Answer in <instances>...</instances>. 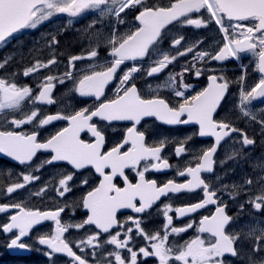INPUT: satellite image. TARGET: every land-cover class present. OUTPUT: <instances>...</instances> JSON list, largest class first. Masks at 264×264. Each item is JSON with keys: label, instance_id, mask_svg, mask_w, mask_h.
I'll use <instances>...</instances> for the list:
<instances>
[{"label": "snow or ice", "instance_id": "obj_1", "mask_svg": "<svg viewBox=\"0 0 264 264\" xmlns=\"http://www.w3.org/2000/svg\"><path fill=\"white\" fill-rule=\"evenodd\" d=\"M137 7L141 10L135 19L139 21L140 26L135 31L130 30L119 38L116 36L107 38V44L111 46L110 55L114 59H111L110 65L105 70L94 71L79 81L77 91L81 97H95L96 100H100L104 96L106 86L114 79L118 68L125 61H136L148 56L150 48L161 39L162 30L182 17L187 18V24L194 25L196 28L208 27L212 23L218 26V31L223 34L219 46L210 51H200L197 54L198 60L204 61L207 57L208 60L205 63L216 61L222 64L230 59L240 61L243 54H250L254 61V68L260 74L258 82L249 88L245 87L246 69L243 66L241 75L234 81L223 75L209 74L208 84L203 90L192 95L190 99L185 98L183 91H176L175 96L184 99L178 105L170 106L163 98H143L134 83L127 84L132 74L139 70L133 67L119 80L120 86L115 89L117 93L115 98L101 102L95 110L90 111L84 108L71 115H48L40 120L38 122L40 126L48 125L56 120H67L69 123L68 127L52 135L46 142H38L37 131L18 132L6 126H0V154L19 162L20 165H26L39 151H50L54 155L46 161L49 164L53 161H60L67 162L77 170L88 166L94 168L103 179L98 187L88 191L87 195L82 198V206L91 213L85 223L95 225L102 233H109L110 229L117 225L116 214L120 209H132L136 213H142L169 193L202 189V202L194 203L190 207L175 209L171 205H165L163 213L167 225L164 226L163 234L159 231L145 234L140 228V221H135L140 235L148 241L147 244L139 247L138 252L129 246L128 240L121 241L117 235H112L106 243L115 245L116 249H126L130 257L122 258L120 252L110 251L106 254L100 253L101 259L93 260L91 264H125L128 259H130V264H137L138 253H142L144 258L154 257L158 264H173V262L175 264H225L223 260L225 254H230L232 257L238 255L234 247L238 236L225 232V226L233 217L226 214L227 204L218 196V191L210 190L209 184L201 178V173L213 172L215 163L213 156L217 152V147H208L199 156V162L194 167H187L186 171L179 172L180 176L190 177L187 183H174L168 180L162 187H158L155 179L145 178V172L149 171V168L157 172L169 168L167 159L161 161L163 144L148 146L145 143L143 132L138 131L135 126L128 127L126 138L120 143V147L130 145V148L141 154V159L156 161L145 167L143 171H136L139 183L132 184L125 175V169L130 168L135 171L138 167L133 164L121 167L111 162L99 163L104 160L101 153L105 144V136L91 121L94 117H98L109 123L131 121L134 125H140L144 118L154 117L157 121L169 126L198 125V136L213 137L215 145H219L225 137L231 136L232 133H241L242 145H253L255 143L253 138H249L242 133V130L226 120H215L214 114L225 100L230 85L235 84L239 90L240 112L244 117L257 119L249 106L253 101L264 99V0H176L169 7H154L146 0H0V45L6 44L10 38L21 33L22 30L37 29L39 25L58 14H66L71 18L80 17L89 11L98 12L100 16L114 14L117 18L116 23L121 24L124 23L120 18L121 13ZM202 10L207 13L206 19L189 18L190 14L201 13ZM68 23L71 24L72 21L69 20ZM92 23L95 24V21ZM113 29L115 30V25ZM93 35L98 36L99 33H93ZM52 42H56L55 37ZM175 43L179 45L180 40L177 39ZM90 55L96 57L97 51H91ZM81 58L77 55L73 56L72 60ZM52 62L55 63V60ZM170 62L169 57L164 56L158 62V66L151 67L148 75L161 72ZM41 66L36 64L35 67H29L23 75L27 77ZM220 71L223 72L224 69ZM201 74L202 69L197 68L195 75L199 77ZM47 79L48 83L42 86L43 90L39 92L35 100L51 105L54 103L51 98L53 77L48 76ZM31 95L30 87L18 86L14 82L9 83L6 79L0 78V113L5 110H20ZM36 117L37 112L31 111L30 114H23L21 118H12L10 123L15 129H19L25 124H32ZM85 131L95 138L94 143L85 142L80 138L81 133ZM261 131L264 132V117L261 118ZM113 147L103 153L109 154ZM184 151L183 147H177L175 154L179 156ZM235 158L239 159V153L235 154ZM105 169H110V174H106ZM117 176L123 178L126 187L120 188L113 183ZM33 179L31 175L23 176L24 182H30ZM72 179L73 175L69 174L59 181L63 189L60 192L61 196L71 190L68 181ZM24 186V183H17L14 187L20 189ZM253 186L257 189L256 193L247 195L244 203L252 204L255 210L264 211V175L255 179L248 177L241 185L235 182L231 184V188H243L247 192H251ZM227 187L218 186L221 192H224ZM7 191L11 193L14 188L9 187ZM234 196V193H230V198ZM137 199L141 202L139 207L135 203ZM208 205L216 206L214 214L205 215L199 220V226L196 228L198 235L180 245L169 242V234L179 235L193 227L191 221L186 226H172L173 217L169 215V212L175 211L179 217H183ZM11 208L17 209L18 214H11L10 222L0 225V231L10 234L9 242L5 245L8 249L32 251V243H37L50 250L44 251L50 264H56L51 258L59 253H66L77 264H89L86 257L82 258L77 255L69 246V242H66L64 233L68 231V227L62 224L60 219L61 212L64 211L63 207L56 211H40L26 209L21 203H14ZM239 209L243 210V204L239 205ZM9 211V205L0 206V213ZM45 221L54 222V233L34 237L32 229ZM251 223L259 224L260 227L257 229L241 226V229L246 231L245 238L252 240V253L264 252V217L253 218ZM75 227H83V224H76ZM239 231L240 229L234 230V232ZM205 233L211 239H205L200 235ZM30 240L32 243L29 242ZM97 240L98 237L93 235L87 239L86 243L95 250L98 245L94 244V241ZM92 255H96L95 251ZM105 255H114V262L104 259ZM228 264L231 262L229 261ZM249 264H264V258L257 261L250 255Z\"/></svg>", "mask_w": 264, "mask_h": 264}, {"label": "flooded vegetation", "instance_id": "obj_2", "mask_svg": "<svg viewBox=\"0 0 264 264\" xmlns=\"http://www.w3.org/2000/svg\"><path fill=\"white\" fill-rule=\"evenodd\" d=\"M67 36V35H65ZM17 44L11 46L9 53L4 55L6 58L13 52L18 51ZM200 51L210 50H186L181 49L178 51H163L158 50L156 56L162 54L161 58L146 57L143 61H125L120 66V70L116 73L114 82L105 88L104 96L100 100H96L95 97H81L77 88L79 81L83 79L85 75H90L97 70H105L109 65L111 59H107L101 51V63H96V68L87 70L86 73L79 72L76 64L73 68L79 72V75H75V78L71 81H58L57 78H53L51 81L53 85L52 99L54 103L51 105H45V116L32 124H25L19 129H15L11 125L12 118H21L25 114V109L22 107L20 110H5L0 113V126H6L8 129H14L18 132L31 133L37 131L38 142H46L48 138L55 135L58 131L64 127H68L67 120H56L50 122L48 125L40 126L39 121L45 119L48 115H71L76 111L88 108L90 111L95 110L101 102H107L117 95L115 89L119 87V80L124 74L131 71L133 67L139 70L134 72L127 82V84H135L139 94L143 98H163L170 104V106H176L179 102H182L184 98L175 96L176 91H183L185 98H191L192 95L198 91L203 90L208 84V75L216 74L218 76L223 75L226 78L233 80V60H228L224 65H219L216 61H209L207 57L204 61L197 59V54ZM184 54L181 55L180 53ZM155 53V52H154ZM169 53H173L169 56ZM17 54V53H16ZM107 54L110 55V52ZM195 55V63L192 67V71L188 73L186 81L182 82H155L149 81L151 76L148 75L151 67L158 66V62L168 56L170 63L173 65L183 63L185 59L192 60ZM18 56L13 60L10 68L13 70H21L25 68L24 61ZM68 56L62 57V60H66ZM2 65V64H0ZM184 67V66H183ZM9 64L2 68L1 72L4 73L8 70ZM49 68V67H48ZM48 68L41 67L39 70ZM202 69V74L197 77L195 75L196 69ZM72 69V68H71ZM220 69H224L223 72ZM54 72H58L55 69ZM72 72V71H71ZM155 73L153 75H157ZM166 74L161 73L159 76ZM193 79V81H191ZM7 81V80H6ZM8 82V81H7ZM44 82L37 83L36 90L41 91ZM20 85V84H19ZM188 86V87H185ZM235 84H231L227 97L222 102L217 113L214 114V119L217 121L226 120L233 126L242 130L243 134H246L249 138H253L255 143L253 145H242L241 133H232L231 136L225 137L219 145H215L213 137L201 138L198 136V125H176L169 126L159 122L154 117H146L141 121L140 125H134L131 121H113L111 123L102 121L98 117H94L91 123L97 125L98 130L105 136V144L102 149L103 152L113 150L109 154L101 153L104 156V160L99 163L111 162L123 167L127 164H133L138 167L135 171L133 169H125V175L128 176L129 182L132 184L139 183V178L136 175V171H143V169L156 161L141 159V154L130 148V145H124L120 147V143L126 138L127 128L135 126L138 131L145 134V143L148 146H160L163 144L161 151V161L167 159L169 161V168L161 170L159 172L149 168V171L145 172V178L147 180L155 179L157 186L162 187L168 180H172L174 183H187L190 177L180 176V171H186L187 167H194L199 162V156L203 151H206L208 147L216 146L217 152L214 154V165L212 173H201V178L204 179L210 186V190H217L218 196L227 204L226 214L233 217L229 223L225 226V232L227 234H236L238 236L235 248L238 252L236 257L224 256L223 260L225 264L230 261L231 264H249L250 245H252L251 239H246V231L241 229V226L247 228H259V224H253L251 221L253 218L260 219L264 217V211L255 210L252 204L244 203L247 195L256 193L255 186L252 187L251 192H247L243 188H231L232 182L237 185H241L246 178L252 177L255 179L258 176L264 175V163L259 160L250 161L248 156L250 146L253 151L258 154L259 138L255 133V130L250 128L249 119H242V115L236 113L234 108L235 98L234 94ZM52 93V92H51ZM122 94V93H120ZM39 101V100H38ZM40 102V101H39ZM11 111H13L11 113ZM6 117V119H5ZM186 119V117H182ZM246 122V123H245ZM80 138L88 143H94L95 138L88 132H82ZM236 146L234 147L233 146ZM177 147H183L185 151L179 156L175 154ZM238 148V150H237ZM255 149V150H254ZM239 153V159L235 158V154ZM54 153L50 151H39L34 157L35 159L26 165H18L11 163L8 160H0V206L9 205L10 211L0 213V221L2 224L10 222L11 214H18V210L11 208L14 203H21L26 209L40 210V211H56L60 207L64 208L61 212V223L68 227V231L64 233L66 242H69V246L80 255L82 258H87L89 264L93 260L101 259L100 253L108 252H120L122 258L130 257V254L126 249H116L115 245L106 243L107 239H110L112 235H117L118 239L128 240L129 246L133 247L134 251L138 252L139 247L148 243L140 235L137 230L135 221H140V228L144 230L145 234L150 232L159 231L163 234L164 226L167 225V220L164 217L163 209L165 205H171L173 209L177 207H190L192 204L202 202V189H196L192 192L187 190L179 193H169L167 196L161 197L151 208L145 209L142 213H136L132 209H120L116 214L117 225L110 229L109 233H102L100 229H97L95 225H88L85 223L87 217L91 215L87 209L82 206V198L87 195V192L94 190L98 187L102 181V177L95 172V169L88 166L83 169H74L67 162L53 161L51 164L46 161L51 158ZM262 155V154H260ZM110 169H105L106 174H110ZM73 175V179L68 181V186L71 189L65 192L62 196L60 192L63 189L60 187L59 181L64 179L67 175ZM31 175L34 179L30 182H24L23 176ZM17 183H24V187L16 189L14 186ZM113 183L120 188H124L127 185L124 183L123 178L117 176L114 178ZM218 186H228L224 192H221ZM13 187L14 191L9 193L7 189ZM230 193H234V198H230ZM136 205L141 206L139 199L135 201ZM243 204V210L239 209V205ZM216 206L208 205L203 209L197 210L195 213H189L183 217H179L175 211L169 212V215L173 217V225L176 227L186 226L188 222H193V227L187 231L176 235L169 234V242L177 245L183 244V242L194 238L198 235L196 228L199 226V220L207 215L214 214ZM76 224H83V227L77 228ZM240 229L239 232L234 230ZM55 231V224L51 221L42 222L41 225L32 229V235L38 238L41 235H50ZM10 234L3 233L0 236V263L5 264H50L49 258L44 255V251H50L46 246H40L37 243H32V251L30 255L26 256L20 254L19 249L10 250L5 245L9 242L8 237ZM97 236L98 240L94 241L98 247L94 250L92 246L87 245L86 241L90 236ZM205 239H211L208 234H200ZM84 241V243H81ZM40 248V251L36 249ZM95 251L96 255H92ZM114 262V255L103 257ZM56 264H77L71 257L62 253L54 254L51 258ZM262 258H260L261 260ZM125 264H130V259L126 260ZM137 264H158V261L154 257L144 258L142 253H138ZM175 264V262H173Z\"/></svg>", "mask_w": 264, "mask_h": 264}, {"label": "rangeland", "instance_id": "obj_3", "mask_svg": "<svg viewBox=\"0 0 264 264\" xmlns=\"http://www.w3.org/2000/svg\"><path fill=\"white\" fill-rule=\"evenodd\" d=\"M89 14H83L82 16H86V18L82 17V21L88 19V21H85L83 23H89L88 25L85 26H78L76 27L75 25H71L69 24L68 26H72L75 33H86V34H90V38H91V42L87 45H83V42H81V39H73V42H75L77 45L72 46L71 44H67V49L68 50H74V51H80L84 54L89 55L91 53V51H93L98 45H101L102 47H104L103 50H111V46L107 44V38L109 36H116L117 38L123 36L124 34L128 33L130 30L131 31H135L136 29V24L134 22V20L131 18V14H129V16H124L123 18L120 17L121 19H123L124 23L121 24H117L116 23V17L114 14L111 15H105V16H100V14L98 12H88ZM123 13H121L122 15ZM62 15V16H61ZM61 15H55L53 16V19L56 20H64L66 19L64 14ZM76 19V18H74ZM130 19V21H129ZM95 21V24H93L92 22ZM61 23H64L63 21H58ZM74 24H76V22H73ZM96 23H101V26L98 27ZM68 24V23H67ZM113 25H115V30L113 29ZM58 25L56 24V26H54L52 29L53 31H51L49 33V35H54V34H58L61 33L62 28L60 29L59 27H57ZM99 33L98 36H94L93 33ZM201 32H203L206 36H208L209 40L211 37V42L208 44L206 43L205 48H211L213 49L214 47H216L217 45L219 46V41L222 38V33H220L217 30L213 29V28H209L206 27L204 30L198 28V30L194 27V25H184L183 22L179 25H177L175 28H172V30L170 31V33H174L173 35H182L184 33H193L189 35V41L187 42L189 45H192L195 42V37H198L199 35H201ZM194 34H197L196 36ZM72 36H69L68 38L71 39ZM37 50L40 51V49L38 47H36ZM253 60V58H251ZM254 62V61H253ZM246 77H248L246 75ZM28 78V77H27ZM259 77H255V78H251L249 77V84L246 80V85L247 88L253 86L256 82H258ZM23 86H27L30 87V84H25ZM31 89L33 90V86L31 87ZM33 93V91H32ZM36 95L38 94V92H35ZM34 99V97H33ZM253 104H256L255 102H252V105L249 106V108L251 110H253L254 106ZM31 109V108H29ZM28 109V110H29ZM261 116H258V119L261 121ZM260 132L261 131V123H260V127H259ZM264 163V160L262 161Z\"/></svg>", "mask_w": 264, "mask_h": 264}, {"label": "trees", "instance_id": "obj_4", "mask_svg": "<svg viewBox=\"0 0 264 264\" xmlns=\"http://www.w3.org/2000/svg\"><path fill=\"white\" fill-rule=\"evenodd\" d=\"M152 2L155 5H164L166 0H156V1L153 0Z\"/></svg>", "mask_w": 264, "mask_h": 264}]
</instances>
